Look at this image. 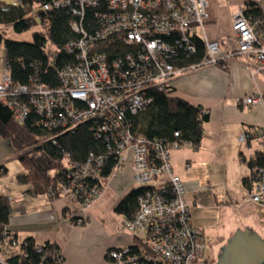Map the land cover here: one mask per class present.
Wrapping results in <instances>:
<instances>
[{"label":"built area","instance_id":"built-area-1","mask_svg":"<svg viewBox=\"0 0 264 264\" xmlns=\"http://www.w3.org/2000/svg\"><path fill=\"white\" fill-rule=\"evenodd\" d=\"M207 7L208 0H54L43 9L69 11L75 36L64 46L73 59L58 67L54 87L34 77L26 84L14 83L8 56H0V103L10 109L15 121L24 124L31 119L50 134L48 141L54 145L58 137L90 124L106 146L105 152L90 153L85 161L64 153L57 185L48 189L47 199L67 197L85 211L101 196L106 180L126 165L133 179L129 193L146 188L138 197L135 216H122L123 228L133 235L132 244L108 250L105 264L207 261L205 235L192 224L186 188L172 166V151L191 145L136 135L127 117L145 112L154 101L153 92L170 95L181 74L221 63L220 42L203 40L202 61L190 67L182 64L184 57L196 53L198 32L208 21ZM96 8L104 9L94 11L96 23L86 27L87 11ZM233 30L237 52L251 56L256 73L264 75V17L242 9L234 18ZM240 103L264 107V92L251 93ZM252 136L244 132L239 142L247 145ZM258 136H264V129ZM112 162V171L105 177ZM250 181L248 200L264 204V168L252 170ZM10 240L8 244L20 251L28 245L13 236ZM0 264L9 263L0 257Z\"/></svg>","mask_w":264,"mask_h":264},{"label":"crops","instance_id":"crops-1","mask_svg":"<svg viewBox=\"0 0 264 264\" xmlns=\"http://www.w3.org/2000/svg\"><path fill=\"white\" fill-rule=\"evenodd\" d=\"M251 1L264 10V0ZM244 7L245 0H208V21L198 36L219 41L224 58L217 67L181 74L170 92V97L202 107L210 116L201 147L183 146L172 151L171 158L173 171L187 191L192 224L204 233L211 251L224 245L238 228H252L264 238V205L246 199L249 189L243 183L251 176L247 162L257 150H264V136H258L264 129V107L240 103L251 93L264 92V75L256 73L253 58L237 52L233 23ZM248 131L253 139L247 145L240 143L239 136ZM4 167L0 176L8 173ZM231 167L236 170L234 181L230 180ZM18 176L0 190V196L11 200L8 230L17 241L33 238L40 244L54 243L65 264H105L108 250L132 244L133 235L115 212L133 185L129 165L106 180L101 196L85 211L67 197L50 201L34 194L32 186L19 182ZM248 205L252 211L245 210ZM4 251L0 247L4 260L20 252L3 258Z\"/></svg>","mask_w":264,"mask_h":264},{"label":"trees","instance_id":"trees-1","mask_svg":"<svg viewBox=\"0 0 264 264\" xmlns=\"http://www.w3.org/2000/svg\"><path fill=\"white\" fill-rule=\"evenodd\" d=\"M53 1L16 0L15 4H8L7 0H0V25H10L17 33H23L33 25L41 27V31L33 34V41L30 43L6 40L0 32V44H4L11 65L10 75L16 84H26L30 77H34L46 86H57L58 67L73 59L64 50L68 40L75 37L69 26L71 13L55 9L45 11L43 7ZM103 9L87 11L85 26L96 23L95 12ZM244 9L248 15L261 19L264 17V10L251 0H245ZM204 55V41L197 39L196 53L188 58L184 57L182 64L185 67L198 64ZM152 96L154 101L145 112L127 116L136 135L168 143H187L198 150L210 119L208 111L182 99L172 98L169 93L153 92ZM95 133L94 127L83 124L75 132L58 137L54 145L48 141L50 134L47 131H43L31 119L19 124L10 109L0 103V137L11 142L16 158L25 168V173L18 176V181L31 185L36 195L45 196L50 187L57 185V172L64 153H69L72 160L85 161L90 153L106 151V146ZM112 165L113 162L106 168L105 177H109ZM247 165L251 172L264 168V150H257ZM4 170L5 167L0 166V173ZM243 183L250 190V177L244 178ZM145 189L141 187L128 193L117 204L115 212L126 218H133L138 208V197ZM12 212L9 198L0 196V247L6 241L10 242V237L13 236L8 230ZM25 242L27 247L8 259L9 264H65L56 244H40L33 238Z\"/></svg>","mask_w":264,"mask_h":264},{"label":"rangeland","instance_id":"rangeland-1","mask_svg":"<svg viewBox=\"0 0 264 264\" xmlns=\"http://www.w3.org/2000/svg\"><path fill=\"white\" fill-rule=\"evenodd\" d=\"M8 4H15L16 0H7ZM41 31V27L39 25H33L29 30L23 32V33H17L15 32L14 28L10 25H0V32L3 34L4 38L6 40L16 41V42H23V43H30L33 41V34L36 32ZM7 55L6 49L4 47V44H0V56L1 58H4ZM2 138V137H1ZM16 153L11 145V142L6 139L0 140V162L4 161L3 165L8 168V173L5 176H0V190H3L5 187H9L12 183L17 181V176L20 172L25 171V168L22 166V164L19 162V160L16 158ZM2 165V166H3ZM249 169V168H248ZM235 169L233 167L230 168V180L234 181L235 177ZM222 176H224V173H221ZM248 198V194L246 195V199ZM245 197L242 199L244 200ZM260 204V203H259ZM264 205V204H260ZM252 211V206L248 205L245 210ZM19 244L22 243V240L18 241ZM10 244H8V241H6L1 248L5 249L3 252V258H7L10 255H12L15 251L19 250V247H12L10 248ZM11 249V250H10ZM211 247L208 246L206 249V257L208 259L207 263L212 264L216 262L217 255L219 253V250H213L211 251Z\"/></svg>","mask_w":264,"mask_h":264},{"label":"water","instance_id":"water-1","mask_svg":"<svg viewBox=\"0 0 264 264\" xmlns=\"http://www.w3.org/2000/svg\"><path fill=\"white\" fill-rule=\"evenodd\" d=\"M218 250L216 264H264V238L252 228H238Z\"/></svg>","mask_w":264,"mask_h":264},{"label":"flooded vegetation","instance_id":"flooded-vegetation-1","mask_svg":"<svg viewBox=\"0 0 264 264\" xmlns=\"http://www.w3.org/2000/svg\"><path fill=\"white\" fill-rule=\"evenodd\" d=\"M207 261H208V259H207ZM207 261H206V263H205V264H208V263H209V262L207 263ZM212 262H213V261H212ZM212 262H211V264H212ZM213 264H216V262H215V263H213Z\"/></svg>","mask_w":264,"mask_h":264}]
</instances>
